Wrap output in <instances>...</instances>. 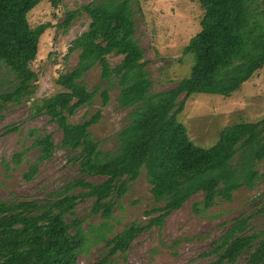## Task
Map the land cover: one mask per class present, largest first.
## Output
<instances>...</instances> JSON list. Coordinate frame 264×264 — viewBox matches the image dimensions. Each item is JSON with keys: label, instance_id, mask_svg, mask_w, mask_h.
<instances>
[{"label": "trees", "instance_id": "16d2710c", "mask_svg": "<svg viewBox=\"0 0 264 264\" xmlns=\"http://www.w3.org/2000/svg\"><path fill=\"white\" fill-rule=\"evenodd\" d=\"M58 8L63 0H47ZM203 16L200 31L192 37L184 54L193 56L188 78L176 87L152 94L153 81L147 70L145 51L136 38L134 4L138 0H90L81 6L89 19L87 29L71 41L67 56L78 52L77 66L61 73L58 92L32 104V118L49 117L61 132L57 145L53 136L39 128L27 131L30 149L12 156L19 167L29 150H37L35 163L23 178L32 181L40 164L59 149L69 153V162L79 174L54 190L44 202L28 199L0 200V264H78L89 244L78 206L92 200L89 217L104 222L112 218L116 201L146 170L157 204L145 212L146 224L132 223L110 239L104 227L96 240L105 253L95 264H113L124 258L134 241L155 227H163L197 193L192 204L196 214L205 213L219 201L231 202L241 187L253 188L264 179L258 164L264 160V119L227 126L217 143L203 148L194 144L178 115L184 101L195 94L229 97L248 83L264 65V0H197ZM44 0H0V65L7 69L5 88L0 90V120L6 104L32 100L37 91L36 61L41 38L51 23L33 26L29 13ZM67 10L57 28L65 32L80 16ZM109 57H121L113 67ZM96 64L102 68L106 89L88 91L82 79ZM109 88H118L119 108L133 109L130 123L116 134L114 150L101 149L90 128L100 122L101 112L81 123L70 119L93 107L100 94L110 102ZM182 98V100H181ZM16 129L7 127L6 133ZM89 176L102 177L92 181ZM253 215L234 218L226 233L201 257L215 259L206 264H264V226L250 229Z\"/></svg>", "mask_w": 264, "mask_h": 264}, {"label": "rangeland", "instance_id": "374dc122", "mask_svg": "<svg viewBox=\"0 0 264 264\" xmlns=\"http://www.w3.org/2000/svg\"><path fill=\"white\" fill-rule=\"evenodd\" d=\"M90 0H63L58 8L44 0L29 13L33 26L51 23L41 38L40 50L33 69L39 75L37 91L32 100L19 104H6L0 120V200L28 199L44 202L51 193L79 174L78 166L69 162V153L57 150L53 157L40 164L39 172L32 181L23 178L28 165L36 162L38 151L33 149L24 156L19 167L12 164V156L20 150L30 149L32 140L27 131L39 128L50 133L58 145L61 132L49 122V117L32 118L34 101L57 93L55 79L78 63V52L67 56L71 41L83 33L89 19L81 6ZM136 38L145 51L147 70L153 81L152 94L173 89L188 78L193 65V56L184 54L189 40L200 31L199 22L203 16L197 0H138L134 4ZM67 10H79L77 17L65 32L57 28ZM113 67L121 62V57H109ZM7 69L0 65V90L5 88ZM88 91L97 86L106 89L102 79V68L96 64L82 79ZM110 102L104 107L100 94L93 107L80 110L70 119L73 124L81 123L101 112L100 122L90 128L94 139L101 143V149L114 150L117 146L116 134L130 123L133 109L119 108L118 88H109ZM182 100V98H181ZM264 119V65L251 80L231 96L195 94L184 101V110L178 121L187 130L191 141L203 148L215 145L219 135L227 126L239 123H253ZM7 127L16 129L6 133ZM264 173V160L258 164ZM92 181L102 177L89 176ZM152 185L147 179L146 170L130 184L125 196L116 201L112 218L104 222L100 218L89 217L92 200L81 203L77 216L84 221L89 244L78 264H95L105 253L103 242L96 240L97 233L104 227L105 238L110 239L132 223L146 224L145 212L163 206L157 204L151 192ZM201 193L187 201L181 209L172 212L163 227H155L139 236L124 258L115 256L113 264H206L215 259L201 255L212 249L213 241L220 239L228 230L234 218L253 215L250 229L258 231L264 226V179L253 188L241 187L234 193L231 202L219 201L205 213L196 214L192 209L199 202ZM244 258L237 264H243Z\"/></svg>", "mask_w": 264, "mask_h": 264}]
</instances>
